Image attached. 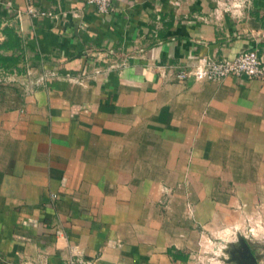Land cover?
I'll use <instances>...</instances> for the list:
<instances>
[{"label": "crops", "instance_id": "crops-1", "mask_svg": "<svg viewBox=\"0 0 264 264\" xmlns=\"http://www.w3.org/2000/svg\"><path fill=\"white\" fill-rule=\"evenodd\" d=\"M223 1L31 0L49 13L33 17L0 0L12 70L59 75L0 81V264H63L70 244L90 264H215L264 223V80L172 79L205 57L264 61V0Z\"/></svg>", "mask_w": 264, "mask_h": 264}, {"label": "built area", "instance_id": "built-area-1", "mask_svg": "<svg viewBox=\"0 0 264 264\" xmlns=\"http://www.w3.org/2000/svg\"><path fill=\"white\" fill-rule=\"evenodd\" d=\"M113 0H83L87 5L93 6L94 10L99 14H107L112 11ZM245 0H225L217 3L223 11L234 13ZM221 4V5H220ZM25 12L29 15L44 16L49 15L48 12L37 10L33 7L31 0H27ZM114 65L111 64V67ZM99 69H94L93 75L97 74ZM65 75L64 77H66ZM264 80V61L256 49H246L236 53L232 57L225 58H200L192 66L186 69H179L172 74V79L176 81H185L191 78L194 81H212L216 82L224 77ZM59 75L55 71L44 72L31 77L29 73L24 74V77L18 75L14 70L2 71L0 73V81L7 83H18L23 89L28 92L35 86L44 85L46 79H57ZM159 204L167 207L169 196L171 193L170 187L161 185ZM190 210V205L187 206ZM63 264H90L89 260L82 258L81 251L75 244L68 246V256Z\"/></svg>", "mask_w": 264, "mask_h": 264}, {"label": "rangeland", "instance_id": "rangeland-1", "mask_svg": "<svg viewBox=\"0 0 264 264\" xmlns=\"http://www.w3.org/2000/svg\"><path fill=\"white\" fill-rule=\"evenodd\" d=\"M263 222H264V220H263ZM257 223H259L260 225H255V226H260V227H256L255 230L251 231V234H246V236H245L246 238L248 237L247 239H249V241H247V239L242 234H240V233L239 234L242 235L246 239L248 244L253 246V248L252 247L251 248L253 250L252 253L254 254L255 258L257 260H264V223H261V221H258V220H257ZM252 234L261 235V236L255 237V236H252ZM236 235H237V232H234L232 235H227V236H229L227 238V240H229V241H228V243L223 245L222 250L221 249L218 250V252H217L218 255L216 256L217 261L215 264H226L225 259L227 258V249L229 248L231 243H235ZM258 241H260V243H258ZM256 248H260V252H258L259 249H256ZM204 255L206 257L210 256V254H204Z\"/></svg>", "mask_w": 264, "mask_h": 264}, {"label": "water", "instance_id": "water-1", "mask_svg": "<svg viewBox=\"0 0 264 264\" xmlns=\"http://www.w3.org/2000/svg\"><path fill=\"white\" fill-rule=\"evenodd\" d=\"M226 264H258L246 239L237 233L235 243L227 249Z\"/></svg>", "mask_w": 264, "mask_h": 264}, {"label": "trees", "instance_id": "trees-1", "mask_svg": "<svg viewBox=\"0 0 264 264\" xmlns=\"http://www.w3.org/2000/svg\"><path fill=\"white\" fill-rule=\"evenodd\" d=\"M2 34L5 38L0 42V52L8 49H19V39L12 29V27L4 26L1 29ZM17 61V57L14 56H3L0 53V68L5 71H12Z\"/></svg>", "mask_w": 264, "mask_h": 264}]
</instances>
